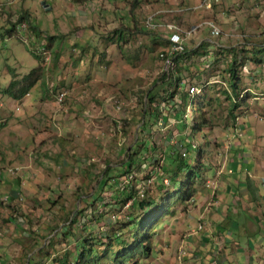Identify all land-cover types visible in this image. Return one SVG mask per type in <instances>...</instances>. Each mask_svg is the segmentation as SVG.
Returning a JSON list of instances; mask_svg holds the SVG:
<instances>
[{
  "label": "rangeland",
  "instance_id": "rangeland-1",
  "mask_svg": "<svg viewBox=\"0 0 264 264\" xmlns=\"http://www.w3.org/2000/svg\"><path fill=\"white\" fill-rule=\"evenodd\" d=\"M198 1L0 0V264H92L73 261L75 244L87 238L101 251L133 222L148 252L127 264H248L246 240L264 235V0H213L203 12ZM166 22L198 51L181 74L188 96L160 88L171 68L159 57ZM36 67L42 77L25 96L4 93ZM180 140L196 151L184 156L199 176L192 200L169 203L161 166ZM128 156L133 169L100 187L102 172ZM127 187L156 205L145 214L133 199L116 205ZM121 236L130 241L127 229Z\"/></svg>",
  "mask_w": 264,
  "mask_h": 264
},
{
  "label": "trees",
  "instance_id": "trees-1",
  "mask_svg": "<svg viewBox=\"0 0 264 264\" xmlns=\"http://www.w3.org/2000/svg\"><path fill=\"white\" fill-rule=\"evenodd\" d=\"M76 1H83V0H76ZM27 15L21 16L20 19L27 20ZM25 20V21H26ZM153 23L156 24L155 19H153ZM35 26H32L34 28ZM11 29H14L13 27L10 28L7 32V34H12ZM13 31V30H12ZM34 34L38 35V32L36 29H33ZM183 36V35H182ZM123 39V35L121 34V31L118 34V38ZM184 39V38H182ZM24 40V43H26L27 40ZM125 40V39H124ZM184 41V40H183ZM33 43V48L36 45V41L31 42ZM183 44V42H182ZM28 46L31 49L30 42L28 41ZM40 46H45L44 43H42ZM162 46H167L166 52L160 53L159 57L162 59V61H165L166 59H169L171 61V68L168 70V72H163L161 76L159 77L161 80L160 87L164 94L168 93V97H172L177 93H181L182 95L188 96V92H182L184 88V82L181 79V74L183 71H188V65H186V62L192 58V56H195L198 54V51L195 49H186L183 46L182 51H173V43L169 41L168 35L166 34V41L162 44ZM121 49V46H120ZM36 56H40L36 50L33 49ZM51 55L49 54V58ZM232 67L230 68V74L233 76V71L235 70V63L232 62ZM172 69V70H171ZM42 77V68L36 67L34 69H31L23 78L20 80L13 79L8 87L4 90V93H6L9 97L13 99H21L23 96H25L34 86L37 84V82L40 81ZM236 77L231 78L229 80L232 90H235L237 88V80H235ZM155 82L152 84V87L155 86ZM160 85V86H161ZM166 86V87H164ZM172 88V89H171ZM159 89H157L158 91ZM156 89L148 90L147 97L150 101H152L156 95ZM237 96V94L235 93ZM167 97L166 95H164ZM200 98H203V96H200ZM196 123L198 127H201L205 124V116H204V110L197 104L196 106ZM180 145L184 148L180 150L171 149L166 153L165 156V163L162 164V172L166 173L169 177V181L171 183V191H176L174 198H172L171 191V201L169 203H173L175 201H179L180 203L189 202L193 199L195 188L193 187V179L197 178L199 176V172L194 166L192 165V162L189 161V157H185L186 153L192 152L193 154L196 152L192 150L191 144L184 143L183 140H180ZM133 164H135V159L132 157H127L126 160L121 162L120 168L118 167H111L109 166L107 169H105L102 173L103 176L98 180L99 186L102 187L107 183V179L110 177L111 173H114L116 170L120 171V174L122 173H128L129 169H133ZM181 173V174H180ZM114 177V176H113ZM185 179H188V181H184ZM131 188L127 187L126 190H117V192L114 193L116 199H118L115 203L116 205L120 204L118 201L121 199L124 200H132L133 204H136L139 206V208L142 209V213H147L148 210L156 205L155 200L148 199L147 201H137L136 198H133V195L131 194ZM166 200V198L163 199V201ZM128 222H131V215L128 216L127 219ZM152 217L149 218V222L147 223L148 227L150 228ZM127 222V223H128ZM135 228V223H130L128 225L125 224V226L120 227L119 230L114 231L110 236H108L109 242H107L106 246L103 250L98 251L93 247L95 242H92L91 240L83 239L75 244V250L72 254L73 261L76 262L77 260L83 261V263H92V264H100V260H105L107 264H127L126 261L128 260L129 254L131 252L136 253H143L147 254L148 248L146 246V241L149 240V236L146 234L138 233V232H132V230ZM139 226L137 227V229ZM129 231V242H125L122 240V232L123 230ZM101 243V242H100ZM80 245V246H78ZM65 262L63 261V264ZM28 264H31L30 262ZM66 264V263H65Z\"/></svg>",
  "mask_w": 264,
  "mask_h": 264
},
{
  "label": "built area",
  "instance_id": "built-area-1",
  "mask_svg": "<svg viewBox=\"0 0 264 264\" xmlns=\"http://www.w3.org/2000/svg\"><path fill=\"white\" fill-rule=\"evenodd\" d=\"M13 0H7V2H12ZM213 0H199L198 1V5L195 8H199V9H210L211 8V4H212ZM170 12L172 10H169ZM204 25H206L207 27L210 28V32L213 35H218L219 34V29L217 28V26L214 24V22L206 20L203 22ZM146 25L149 28H155L157 27V24L153 23V19L152 17H150V19H148V21L146 22ZM197 28V26H195V29ZM19 29L22 31L23 29H26V23L23 22L20 24ZM165 32L168 35V39L170 42L173 43V47L172 50L173 51H182L183 49V40L182 39V34H184V32H182L181 28L174 23L171 22H166L165 26H164ZM194 29V30H195ZM190 34V33H188ZM27 43V42H26ZM42 44V42H37L35 47L33 49H35L39 55L43 56L44 61H47L45 58H47L49 56V54L46 52L47 49H44V46H40ZM165 66H172L171 65V61L169 59H166L164 61ZM195 88L191 87L190 91H193Z\"/></svg>",
  "mask_w": 264,
  "mask_h": 264
},
{
  "label": "crops",
  "instance_id": "crops-1",
  "mask_svg": "<svg viewBox=\"0 0 264 264\" xmlns=\"http://www.w3.org/2000/svg\"><path fill=\"white\" fill-rule=\"evenodd\" d=\"M198 3L195 6H192L193 8L196 7ZM198 11V10H197ZM201 12L207 11V9H201ZM256 241H253L252 239H247L246 243L249 247L248 253V264H264V235H256L254 237ZM259 255H263L260 257Z\"/></svg>",
  "mask_w": 264,
  "mask_h": 264
}]
</instances>
